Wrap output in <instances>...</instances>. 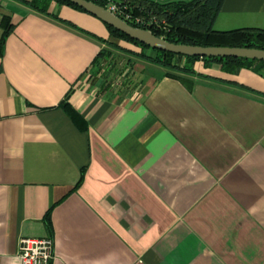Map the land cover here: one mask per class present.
I'll return each instance as SVG.
<instances>
[{
    "label": "crops",
    "instance_id": "obj_1",
    "mask_svg": "<svg viewBox=\"0 0 264 264\" xmlns=\"http://www.w3.org/2000/svg\"><path fill=\"white\" fill-rule=\"evenodd\" d=\"M29 1L0 0V264L44 235L51 264H264V65L96 60L103 21ZM236 27L264 0H223Z\"/></svg>",
    "mask_w": 264,
    "mask_h": 264
},
{
    "label": "trees",
    "instance_id": "obj_2",
    "mask_svg": "<svg viewBox=\"0 0 264 264\" xmlns=\"http://www.w3.org/2000/svg\"><path fill=\"white\" fill-rule=\"evenodd\" d=\"M52 1L68 4L84 10L69 0H30L29 4L36 10L47 13L48 7ZM92 1L103 5L100 0ZM222 2L223 0H179L163 4L149 3V6L154 9L157 16L165 19V27L162 29L149 27L147 29L151 30L154 34L175 43L264 48V28L236 27L224 30L214 28V21L221 8ZM105 25L109 31V36L112 38L107 43L109 47L122 49V47L117 44V40L131 42L141 47V52L139 53L140 56L165 67H176L186 71H192V62L198 58L203 59L205 63L211 61L219 62L221 68L228 72H236L240 67H248L253 63H257L259 66L264 65L263 60L244 57L186 56L151 48L139 41L131 39L129 36L114 27L106 23ZM104 52H107L106 49H101L96 60L100 59V57L104 55ZM174 57H184L188 64L178 67V65L172 61ZM253 68H255V66ZM66 109L72 119L79 123L77 114L70 108L66 107Z\"/></svg>",
    "mask_w": 264,
    "mask_h": 264
},
{
    "label": "water",
    "instance_id": "obj_3",
    "mask_svg": "<svg viewBox=\"0 0 264 264\" xmlns=\"http://www.w3.org/2000/svg\"><path fill=\"white\" fill-rule=\"evenodd\" d=\"M85 11L99 18L104 23L114 27L131 39L139 41L151 48L168 51L186 56H232L264 61V48L226 45H194L175 43L154 34L151 30L133 26L119 16L92 0H69Z\"/></svg>",
    "mask_w": 264,
    "mask_h": 264
},
{
    "label": "built area",
    "instance_id": "obj_4",
    "mask_svg": "<svg viewBox=\"0 0 264 264\" xmlns=\"http://www.w3.org/2000/svg\"><path fill=\"white\" fill-rule=\"evenodd\" d=\"M103 6L133 26L162 29L165 19L159 18L149 3L163 4L179 0H100ZM20 264H51L54 243L49 235L19 238Z\"/></svg>",
    "mask_w": 264,
    "mask_h": 264
},
{
    "label": "rangeland",
    "instance_id": "obj_5",
    "mask_svg": "<svg viewBox=\"0 0 264 264\" xmlns=\"http://www.w3.org/2000/svg\"><path fill=\"white\" fill-rule=\"evenodd\" d=\"M141 48V47H140ZM110 49H112L111 47L110 48H106V51L108 52V54H107V52H104V55L103 56H101L100 57V60H102V59H104V58H106V57H108L110 54H112V53H114V52H116V51H112V50H110ZM106 56V57H105ZM96 65H97V63H96ZM96 65L94 64L93 66H92V68L90 69V72L88 71V74H87V79L89 80V78L91 79V78H96V76H97V72H98V70H97V68H96ZM105 70V68L103 69V70H101V73H103V71Z\"/></svg>",
    "mask_w": 264,
    "mask_h": 264
}]
</instances>
